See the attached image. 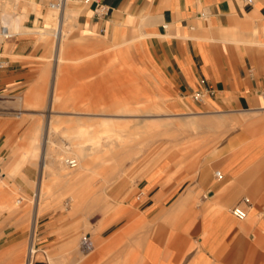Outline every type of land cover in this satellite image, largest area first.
<instances>
[{"label":"crops","instance_id":"1","mask_svg":"<svg viewBox=\"0 0 264 264\" xmlns=\"http://www.w3.org/2000/svg\"><path fill=\"white\" fill-rule=\"evenodd\" d=\"M3 1L1 22L20 30L0 41V93L16 95L44 51L34 32L43 0H15V13L14 0ZM77 1L66 8L79 33L128 48L132 73L166 99L197 149L151 167L119 220L87 236L89 251L49 209L29 224L28 215L0 218V258L32 240L54 264H264V0ZM0 172L13 176V136L1 120ZM237 204L244 220L231 213Z\"/></svg>","mask_w":264,"mask_h":264},{"label":"rangeland","instance_id":"2","mask_svg":"<svg viewBox=\"0 0 264 264\" xmlns=\"http://www.w3.org/2000/svg\"><path fill=\"white\" fill-rule=\"evenodd\" d=\"M49 1L38 3L39 12H33L39 18L34 22L35 31L43 32L36 31V44L44 49L34 59V81L20 94L0 93V120L10 125L13 136V176L0 177V218L28 215L29 224L32 213L38 216L52 209L67 224L76 226L81 243L84 236L119 220L129 197L137 194L139 180L151 167L165 157L189 156L197 147L193 146L192 130L182 127L165 108L166 99L150 95L132 73L128 48L112 45L102 37L82 36L77 13L69 18L67 8L58 55L55 34L59 32V14L49 7ZM77 4V0H68L67 7ZM48 13L51 15L46 16ZM23 24L31 26L32 22L25 20ZM0 26L15 32L1 19ZM80 132L102 144V150L83 157V170H76V161L75 167L66 163L65 170L43 175L46 149L55 155L60 148L71 149L80 141L89 144L88 140L72 138ZM28 244L20 250L10 248L0 264H26ZM46 261L54 264L36 249L30 264Z\"/></svg>","mask_w":264,"mask_h":264},{"label":"bare ground","instance_id":"3","mask_svg":"<svg viewBox=\"0 0 264 264\" xmlns=\"http://www.w3.org/2000/svg\"><path fill=\"white\" fill-rule=\"evenodd\" d=\"M4 2V1H3ZM14 2H15V0H14ZM18 2V1H17ZM67 2H68V0H64L63 1V4H62V6L60 7V8H56V7H53V8H51V9H54V10H56L57 11V13L59 14V19H58V22H57V31L59 30V32L57 33V34H55L56 35V38H57V41H58V47H57V54H58V52H60L61 50V48H60V42H61V40H62V37L64 36V34H62V32H61V30L59 29V25H60V23H61V20H63L62 19V16H64V15H62L63 14V11L65 10V8L67 7ZM15 5V4H14ZM6 5H5V3H3V4H0V8H3V9H5L6 7H5ZM7 6H9V5H7ZM10 7V6H9ZM8 7V8H9ZM7 8V9H8ZM12 8V7H11ZM15 8V7H14ZM5 10V11H7L8 12V10ZM12 10H13V8H12ZM6 12V13H7ZM13 12V11H12ZM9 13H10V11H9ZM8 13V14H9ZM75 13V12H74ZM69 14V13H68ZM67 15V14H66ZM71 15V14H70ZM70 15H68V16H70ZM16 16V15H15ZM72 16V15H71ZM65 17V16H64ZM63 17V18H64ZM67 18V17H66ZM66 18H64V20L66 19ZM67 20V19H66ZM8 27V26H7ZM13 31H16L17 30V28L19 27L18 26V21H16V20H14L13 21ZM8 29V28H7ZM11 29V28H10ZM19 30H20V28H18V32H19ZM21 30H22V28H21ZM36 31H39L40 33H41V31L40 30H36ZM35 30H34V32H36ZM7 32H8V34L9 35H11V36H13V34L12 33H9V31L7 30ZM38 33V32H37ZM43 33V32H42ZM41 33V34H42ZM2 37V36H1ZM59 55V54H58ZM57 55V56H58ZM59 57V56H58ZM59 59H60V57H59ZM57 60V59H56ZM61 61V60H60ZM57 62V61H56ZM58 64H59V62H58ZM57 67H58V65H57ZM56 67V68H57ZM59 70V69H58ZM56 74H57V72H56ZM56 74H54L55 76H56ZM54 76V77H55ZM53 77V78H54ZM57 81V80H56ZM56 83V82H55ZM55 87V86H54ZM57 87V86H56ZM29 98V97H28ZM54 100H53V98H51V102H53ZM50 102V103H51ZM50 108H51V106H50ZM150 108V107H149ZM88 111V110H87ZM136 111H138V112H142L143 114H150V113H152V111L151 110H136ZM135 111V112H136ZM130 112V111H129ZM95 115V114H94ZM91 116V115H90ZM104 116V115H103ZM189 116V115H188ZM186 117V116H185ZM87 119H89V118H87ZM79 120V119H78ZM193 120V119H192ZM191 120V121H192ZM189 121H190V119H189ZM183 122V121H182ZM190 123V122H189ZM192 123V122H191ZM191 123H190V125H191ZM170 124V123H169ZM149 125V124H148ZM150 126V125H149ZM150 128V127H149ZM157 133V132H156ZM151 134V133H150ZM155 134V133H154ZM111 136H108L107 138H110ZM129 137V136H128ZM127 137V138H128ZM73 139H78V140H82V139H85V140H88V142H89V144H86L85 142H83V141H80V142H77V143H75V144H73V146H72V148L70 149H68L67 147H69L70 146V143L68 144L69 146H66V148L67 149H62V148H58L59 149V151L57 150V152H56V150H55V152H56V154L55 155H51V154H54V153H52V151H49V149L47 150L46 149V153H45V157H43V159H42V171L44 170V172H42L43 173V175L44 174H46V172H47V174L49 173V172H57V171H60V170H63L64 168H65V164L67 163L68 165H70L71 167H75L77 164H76V161H78L79 162V165H77L78 167L76 168V170L77 171H80L82 168H83V165L81 164V162H82V159H83V157L87 154V153H90L91 154V152H94V151H97V150H102V148H101V146H102V144H100L97 140H94L93 138L92 139H88V138H85L84 137V135H83V133H79V134H77V135H75L74 137H72ZM120 138V137H119ZM118 138V139H119ZM129 138H132V136L131 137H129ZM113 139L114 138H112V140L111 141H113ZM117 139V138H116ZM117 139V140H118ZM135 139V138H134ZM122 140V139H121ZM129 140V139H128ZM132 140V139H131ZM70 141V140H69ZM109 140H107V142H108ZM114 141H115V139H114ZM116 142V141H115ZM120 142V141H119ZM108 143H110L111 144V142L109 141ZM107 143V147H108V144ZM116 144H117V142H116ZM124 144V143H123ZM115 145V144H114ZM117 145H119V144H117ZM53 146V145H52ZM50 147V146H49ZM118 147V146H117ZM115 148H116V145H115ZM55 149V148H54ZM51 150V149H50ZM112 151V150H111ZM49 152H51V154L49 153ZM54 152V151H53ZM100 152H102V151H100ZM73 155L74 156V159H68L67 157H68V155ZM89 154V155H90ZM44 155V154H43ZM87 156H88V154H87ZM91 156V155H90ZM47 157H49V160H47L48 158ZM72 163V164H71ZM65 170V169H64ZM83 170V169H82ZM111 170V169H110ZM111 172V171H110ZM60 174V173H59ZM108 174V173H107ZM49 175V174H48ZM90 178V177H89ZM44 179V178H43ZM56 181V180H55ZM63 185V184H62ZM65 186V185H64ZM66 187V186H65ZM41 192V191H40ZM35 194V193H34ZM31 241V250L33 251V248H34V243H33V241L32 240H30ZM82 244V243H81ZM81 247H82V245H81ZM31 262H30V258H29V260L28 261H26V264H30Z\"/></svg>","mask_w":264,"mask_h":264},{"label":"built area","instance_id":"4","mask_svg":"<svg viewBox=\"0 0 264 264\" xmlns=\"http://www.w3.org/2000/svg\"><path fill=\"white\" fill-rule=\"evenodd\" d=\"M63 1L64 0H50L49 1V7L50 8H53V7H56V8H60L63 4ZM84 2H89L90 0H83ZM247 2H251V0H247ZM102 10V9H101ZM0 36H2L3 38H6V37H10L11 35L8 34L7 32V29L3 26H0ZM205 92H207L208 94H212V90L211 88H206L205 89ZM193 98L195 100H199L200 99V94L199 93H195ZM72 164V163H71ZM216 175L218 176V172L216 173ZM2 176L1 172H0V177ZM242 203L245 204V205H249V199L248 198H243L242 200ZM231 213L239 220H244L246 217H247V212H246V209L243 208L240 204H237L235 205L232 209H231ZM81 245H82V249L84 251H89L90 248H91V244H90V241L89 239L87 238V236H84L82 239H81ZM36 253V246L34 244V248H33V251L31 250V241L29 242L28 244V247H27V254H26V259L27 261L29 260L30 258V262H31V258L33 257V255Z\"/></svg>","mask_w":264,"mask_h":264}]
</instances>
